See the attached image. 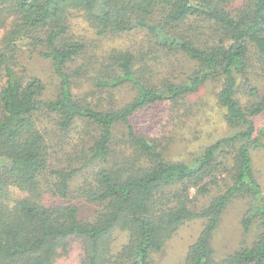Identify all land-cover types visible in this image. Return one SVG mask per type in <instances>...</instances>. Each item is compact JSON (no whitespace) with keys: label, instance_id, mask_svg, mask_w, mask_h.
Here are the masks:
<instances>
[{"label":"trees","instance_id":"trees-1","mask_svg":"<svg viewBox=\"0 0 264 264\" xmlns=\"http://www.w3.org/2000/svg\"><path fill=\"white\" fill-rule=\"evenodd\" d=\"M73 14L99 36L142 32L168 58L185 57L194 68L185 79L154 83L138 69L133 52L97 56L94 64L104 73L96 77L95 90L125 83L137 89L123 107L98 109L74 91L81 67L71 70L69 64L87 44L70 32ZM1 31L0 264H57L77 240L85 249L81 264H152L151 255L177 228L198 218L206 224L183 264H264V195L251 154L254 147L264 148L255 123L264 111V93L254 85L247 88V105L237 98L240 77L251 81L250 54L264 65V0H0ZM25 40L51 61L59 78L53 99L43 97L41 78L24 83L16 77ZM208 79L222 81L219 102L236 131L193 162H170L151 136L136 131L132 117L151 104H174ZM46 119H53L54 129ZM119 125L132 150L121 157L114 147ZM227 147L234 149L231 167ZM60 156L69 166L60 165ZM92 165L99 168L74 188V177ZM222 172L232 174L225 192L202 209L191 208V189L209 193ZM47 193L56 196L54 203L45 201ZM241 194L253 199L245 231L257 226L260 234L253 246L217 259L213 232L230 199ZM79 198L97 205L92 218L81 217ZM117 228L130 239L114 255Z\"/></svg>","mask_w":264,"mask_h":264},{"label":"rangeland","instance_id":"rangeland-1","mask_svg":"<svg viewBox=\"0 0 264 264\" xmlns=\"http://www.w3.org/2000/svg\"><path fill=\"white\" fill-rule=\"evenodd\" d=\"M71 34L85 41L87 44L85 53L77 57L69 64L73 70L81 67L75 76V93L96 105L98 109H119L129 103L137 94V89L131 83H125L116 88L108 87L103 90H95L96 77L102 75L101 68L94 64L97 56L107 55L114 50L133 52L138 58V69L145 70V78L156 83L161 78L185 79L193 70V63L187 58L174 55L168 58L163 50L149 42V38L142 32H133L117 36L97 35L93 28L79 14H73L70 18ZM4 33L1 31L0 39ZM23 51L19 53L16 67V77H20L24 83L31 76L41 78L45 83L43 97L53 99L59 90V78L55 74L51 61L38 54V50H32L33 44L25 40L20 43ZM34 52V53H33ZM249 73L251 81L242 77L239 79V92L237 98L242 105H247L252 96L247 88L256 85L260 93H264V65L260 63L257 55L251 53L249 58ZM102 67V66H101ZM3 81H0V89ZM222 81L208 79L199 88L184 95L174 104L159 102L146 106L135 113L132 122L138 133L151 136L157 149L170 162H193L203 154L206 147L214 144L219 139L230 135L236 129L226 121V109L219 102V92L222 89ZM45 125L54 129L52 119H46ZM257 134L260 133L264 143V111L255 117ZM116 139L114 141L118 157L122 153L129 155L132 150L125 143L126 131L122 125L116 127ZM76 135V134H74ZM226 161L228 167L232 165L233 148L227 147ZM230 152V153H229ZM253 170L261 185L264 195V148L251 149ZM61 157V156H60ZM60 165L69 166L70 160L62 158ZM80 160L76 161L78 165ZM149 165V164H147ZM99 166H89L79 172L72 181L73 187L80 186L84 181L93 176ZM232 182L230 172H222L219 175L218 184L213 185L207 194L197 193L191 189L193 201L191 208L202 209L218 195L225 192ZM47 203H54L56 196L47 193L44 196ZM78 203V204H77ZM80 207V215L83 218H92L97 205L88 203L84 199H77ZM253 204L251 196L241 194L230 199L223 211L220 223L213 232L212 246L217 259L234 254L237 251L251 247L257 240L260 230L257 226L250 231H245L243 220L250 212ZM206 220L203 218L184 222L166 241L161 251L151 255L152 264H183L188 258L189 250L200 236ZM130 234L126 230L117 228L112 238L111 254H117L124 245L129 242ZM85 258L84 244L81 241H73L69 250L61 253L57 264H81Z\"/></svg>","mask_w":264,"mask_h":264}]
</instances>
